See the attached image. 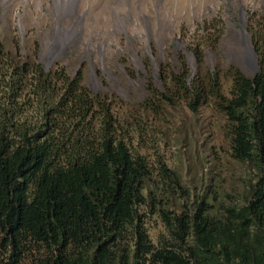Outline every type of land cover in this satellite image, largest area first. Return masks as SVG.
I'll use <instances>...</instances> for the list:
<instances>
[{
    "label": "trees",
    "instance_id": "16d2710c",
    "mask_svg": "<svg viewBox=\"0 0 264 264\" xmlns=\"http://www.w3.org/2000/svg\"><path fill=\"white\" fill-rule=\"evenodd\" d=\"M257 71L231 67L189 82L173 74L146 105L160 115L182 102L191 114L214 100L226 119L230 155L255 167L249 198L212 216L189 200L176 172L133 150L102 94L63 67L0 43V264H264V35ZM157 217L156 244L146 227Z\"/></svg>",
    "mask_w": 264,
    "mask_h": 264
},
{
    "label": "rangeland",
    "instance_id": "374dc122",
    "mask_svg": "<svg viewBox=\"0 0 264 264\" xmlns=\"http://www.w3.org/2000/svg\"><path fill=\"white\" fill-rule=\"evenodd\" d=\"M64 1L0 0V43L37 59L46 72L63 67L108 99L133 150L152 165L161 156L179 176L189 200L175 198L176 208L203 198L219 216L245 205L256 170L231 157L226 119L214 100L194 115L182 102L160 115L146 102L157 104L150 93L161 91L180 68L189 71V82L218 76L224 95L231 90V67L251 77L242 34L251 50L261 46L264 0ZM146 227L156 244L161 222L149 217Z\"/></svg>",
    "mask_w": 264,
    "mask_h": 264
},
{
    "label": "bare ground",
    "instance_id": "6f19581e",
    "mask_svg": "<svg viewBox=\"0 0 264 264\" xmlns=\"http://www.w3.org/2000/svg\"><path fill=\"white\" fill-rule=\"evenodd\" d=\"M72 3V0H68V1H64V5H70ZM240 18H241V20L243 21V18H244V11L243 10H241L240 11ZM126 19H130L127 15H126ZM79 20H80V18H79ZM124 19H122V20H119V22L123 25V23H124ZM120 24V25H121ZM121 25V26H122ZM124 28V27H123ZM76 30H77V23L74 25V27H73V32L75 33L76 32ZM242 43H243V45L245 46V53H244V61H245V64H247V58H248V53L246 52V50H248V52H250V47H249V44H248V41H247V36H244V39H243V37H242ZM180 47V46H179Z\"/></svg>",
    "mask_w": 264,
    "mask_h": 264
},
{
    "label": "water",
    "instance_id": "95a60500",
    "mask_svg": "<svg viewBox=\"0 0 264 264\" xmlns=\"http://www.w3.org/2000/svg\"><path fill=\"white\" fill-rule=\"evenodd\" d=\"M71 33V32H70ZM244 36H246V31H243L242 37L244 39ZM245 47V46H244ZM246 52L248 53V58H247V63L250 66V68L256 72L257 71V58H256V54L253 50L250 49V52H248V50H246Z\"/></svg>",
    "mask_w": 264,
    "mask_h": 264
}]
</instances>
